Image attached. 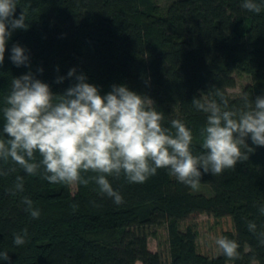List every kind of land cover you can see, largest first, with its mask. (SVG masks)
Segmentation results:
<instances>
[{
  "label": "trees",
  "instance_id": "16d2710c",
  "mask_svg": "<svg viewBox=\"0 0 264 264\" xmlns=\"http://www.w3.org/2000/svg\"><path fill=\"white\" fill-rule=\"evenodd\" d=\"M241 2L171 0L160 14L153 0H18L16 15L26 10L30 27L16 30L7 45L0 103L13 76L28 71L9 59L12 44L19 43L29 50L31 70L44 69L38 78L53 92L74 82H54L73 67L101 94L112 84H126L155 102L165 126L172 119L184 121L196 138L193 151L199 152L205 116L192 107L193 97L211 98L212 85L230 106H238L245 93L253 100L264 95V10L247 12ZM236 70L250 75L251 82L232 97L227 90L235 85ZM2 127L0 114V136ZM248 143L255 151L247 161L221 175L202 176L200 184L209 193L177 182L166 169L143 184L110 178L123 196L121 205L101 197L94 183L50 184L41 178L43 169L28 176L11 160L0 161V170L8 172L0 176V252L9 253L10 264H163L160 253L149 249L144 229L164 224L170 264H264V247L245 223L264 225L254 206L264 203V147ZM17 175L24 177V192L12 195ZM24 196L39 218L25 211ZM202 213L227 224L219 237L237 240L239 259L200 248L194 223ZM24 229L26 243L16 246L13 234ZM0 264L9 262L0 258Z\"/></svg>",
  "mask_w": 264,
  "mask_h": 264
},
{
  "label": "clouds",
  "instance_id": "9594fccd",
  "mask_svg": "<svg viewBox=\"0 0 264 264\" xmlns=\"http://www.w3.org/2000/svg\"><path fill=\"white\" fill-rule=\"evenodd\" d=\"M18 0H0V66L5 61L8 43L16 30L27 31V11L16 15ZM240 7L259 14L264 0H242ZM9 59L17 68L28 71L13 76L10 90L0 103L3 127L0 136V161L11 160L28 176L43 169L41 178L50 184L67 186L94 183L101 197L115 205L124 203L111 179L123 176L130 184H143L166 169L177 182L192 190L200 186L202 176L221 175L245 162L255 147H264V95L253 100L245 93L238 106H230L224 92L212 85L209 99L193 97L195 111L204 114L199 130L200 151H193V131L180 119L164 125L165 115L147 95L126 84H112L101 94L99 86L89 83L86 74L69 69L67 77L57 75L56 84L71 83L62 93L38 78L44 69L31 70L29 50L19 43L10 49ZM59 73V67L56 69ZM37 155L40 159L37 161ZM15 171V169H11ZM8 172L0 170V176ZM91 174V175H89ZM24 177L17 175L10 194L24 192ZM22 203L33 219L40 212L24 196ZM94 203V202H93ZM258 207L264 216V203ZM246 228L264 247V225L246 220ZM27 230L13 234V243H26ZM219 252L229 260L240 258L237 240L227 236L215 239ZM0 258L11 262L7 251Z\"/></svg>",
  "mask_w": 264,
  "mask_h": 264
},
{
  "label": "rangeland",
  "instance_id": "374dc122",
  "mask_svg": "<svg viewBox=\"0 0 264 264\" xmlns=\"http://www.w3.org/2000/svg\"><path fill=\"white\" fill-rule=\"evenodd\" d=\"M159 7V13L163 14L166 6L170 3L171 0H153ZM235 78V85L231 88H228V93L232 96H239L243 90V88L251 82L250 75L247 73L236 70L233 73ZM74 186V185H73ZM198 192L209 193V188L200 184L197 190ZM195 226L198 231V242L200 248L204 252L213 253L217 251V247L215 245V239L219 237L224 227H227V224L220 220H216L214 217L202 213L197 220H195ZM147 235L148 247L152 251H157L160 253L163 264H170L169 257V246L167 240V229L166 225H150L144 229ZM135 264H140L137 261ZM230 264V263H228ZM256 264V263H252Z\"/></svg>",
  "mask_w": 264,
  "mask_h": 264
}]
</instances>
